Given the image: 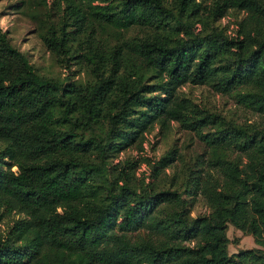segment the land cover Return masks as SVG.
<instances>
[{
  "label": "trees",
  "instance_id": "obj_1",
  "mask_svg": "<svg viewBox=\"0 0 264 264\" xmlns=\"http://www.w3.org/2000/svg\"><path fill=\"white\" fill-rule=\"evenodd\" d=\"M83 1L85 11L38 20L63 66L74 57L70 26L145 30L112 46L110 74L90 33L88 83L38 73L0 27V216L17 214L0 236V264H73V254L86 264H264V0ZM230 10L243 12L233 34L214 24ZM201 14L209 20L202 31ZM125 54L153 69L154 82L134 64L121 74ZM205 82L222 93L248 87L237 95L257 120L220 119L180 90ZM155 119L162 127L177 121L209 146L206 168L189 169L183 191L144 183L137 159L111 172L123 137ZM183 193L201 194L209 210L191 216ZM228 224L259 246L230 254Z\"/></svg>",
  "mask_w": 264,
  "mask_h": 264
},
{
  "label": "rangeland",
  "instance_id": "obj_2",
  "mask_svg": "<svg viewBox=\"0 0 264 264\" xmlns=\"http://www.w3.org/2000/svg\"><path fill=\"white\" fill-rule=\"evenodd\" d=\"M45 1V2H44ZM102 0H95L99 2ZM74 8L85 11L83 0H0V27L5 30L11 43L26 54L35 70L47 77L59 80H72L88 83L93 81L94 75L90 70V59L92 56L86 54L85 45L89 41V34L93 39L89 44L97 50L96 60L101 63V68L105 73L110 74L113 68L108 60L112 46L120 44L123 38L136 34L143 35L145 30L132 26L124 30L108 28L101 31L97 25L94 31L90 28L81 31L73 30L70 26L71 38L68 42V51L74 57L70 60L69 66H63L57 62L55 56L46 48L40 37L39 18L48 15L52 20L58 21L64 13H68ZM243 15L242 11L230 10L227 15L214 20V24L225 27L227 32L233 34L237 21ZM196 30H204L209 20L205 14L196 17ZM93 50V51H94ZM92 51V52H93ZM131 64H134L137 76L143 75L146 82H154L156 72L147 68L139 60L125 54L124 63L118 70L121 74L126 72ZM248 87L240 86L233 93H222L215 91L209 82L194 84L187 83L181 86L180 90L191 97L202 108L209 109L225 119L236 124H248L257 120V115L244 106L238 97V92H244ZM103 124H100V126ZM213 129V127L211 128ZM206 130V129H205ZM123 149L117 151L111 158L113 172L124 159H137L138 167L135 169L136 175L150 183L154 189H178L183 191L185 184L189 181L188 174L191 168L205 169L204 164L210 157L209 146L206 145L195 131L185 128L177 121H171L162 127L159 119L150 123L148 129L138 134L136 137L127 134L123 137ZM170 149H175L174 159L170 164L159 166L158 159L164 156ZM222 155L234 156L233 151L221 150ZM5 161H9L5 158ZM5 167V165H3ZM15 168V166H13ZM202 172L201 170L197 173ZM186 197L187 207L191 216L206 213L209 208L201 194ZM1 212V209H0ZM17 214H5L0 216V236H4L13 224ZM226 233L230 238L228 252L230 254L242 248L259 246L250 233L243 232L232 224H228ZM19 242V239H16ZM73 264H86L83 256L73 254L71 256Z\"/></svg>",
  "mask_w": 264,
  "mask_h": 264
}]
</instances>
